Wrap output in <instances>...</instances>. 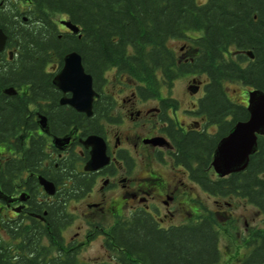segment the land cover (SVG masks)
<instances>
[{
	"label": "trees",
	"instance_id": "16d2710c",
	"mask_svg": "<svg viewBox=\"0 0 264 264\" xmlns=\"http://www.w3.org/2000/svg\"><path fill=\"white\" fill-rule=\"evenodd\" d=\"M26 1L27 22L4 25L12 34L8 42L17 50L0 67V85L17 92L0 94V145H11L22 156L1 165L3 191L11 174L42 157V142L30 139L22 147V137L33 128L34 105H57L58 93L46 66L61 61L68 51L80 54L96 90L110 68L137 81L142 94L159 93L163 80L204 75L207 98L202 100V109L207 102L209 109L214 105L218 118L230 114L233 122L245 120L248 111L242 103L227 98V82L264 92V0ZM55 14L77 25L78 33L58 31ZM8 19L13 21V16ZM187 31L201 32L185 37L197 53L192 61L179 62L167 41ZM248 51L252 58L245 54ZM213 189L221 195H238L262 213L261 225L251 228L244 238L248 250L238 264H264V135L257 137V148L246 168L217 180ZM57 222L50 225L51 230L16 225L17 221L5 219L0 212V264H87L80 263L74 253L60 251ZM218 238L217 227L208 216L168 231L156 230L145 216H134L110 229L107 249L111 260L100 264H212L219 256Z\"/></svg>",
	"mask_w": 264,
	"mask_h": 264
},
{
	"label": "flooded vegetation",
	"instance_id": "af4514ba",
	"mask_svg": "<svg viewBox=\"0 0 264 264\" xmlns=\"http://www.w3.org/2000/svg\"><path fill=\"white\" fill-rule=\"evenodd\" d=\"M27 5L26 0H0V32L5 37L0 48L1 68L17 50L8 42L12 34L6 32L4 25L9 21L14 27L15 23L23 26L28 20L25 15ZM9 15L13 16L14 22L8 19ZM60 15L63 17L55 21L57 30L70 33L61 22L67 20L66 17ZM200 33L187 31L183 37L171 39L188 40L185 37H197ZM187 43L191 53L182 58L175 54L179 62L192 61L197 53L189 40ZM64 55L61 61L46 66L58 93L57 105L49 107L43 102L34 105L33 128L22 137V147L28 146L30 139L40 140L42 157L6 180V190L1 191L10 200L0 199V212L5 219L17 221L16 225H38L49 230L51 224L59 221L61 252L74 253L77 257L83 247L86 250L92 242L98 241V246L108 252L105 255L110 261L111 251L107 249L109 232L123 219L142 215L160 231L201 221L205 217L201 211L199 218L185 220L180 217L188 199L199 206L196 200L199 195L194 194L196 190L211 198L212 212L227 213L224 206L232 207L228 198L239 196L217 194L213 188L217 180L227 178L232 172L220 176L212 162L219 141L236 122L244 120L233 122L231 115L226 113L218 118L214 105L209 109L207 102L205 108L208 110L202 109V100L207 98L203 92L206 79L197 80L196 74L182 75L190 78L184 86L186 93L178 97L171 93L175 80H163L159 93L142 94L138 91L139 83L126 75L118 80V89L109 91L105 78L99 90L93 87L98 95L93 98L91 113L87 114L60 103L62 98L71 96L69 92L57 89L52 82L62 67ZM125 79L129 81L124 82ZM5 88L0 85V94L7 95L3 93ZM247 88L244 101H238L244 106L247 105L248 92L252 90ZM1 148L0 167L3 163H11L9 158L22 156V152L15 151L11 145L4 144ZM91 159L96 167L90 169L87 167ZM42 180L52 183L53 193L45 190ZM73 203H78L79 207ZM80 208L85 211L87 225L85 228L82 224L77 225V230L67 237V229L77 216L75 211ZM196 211L197 207L191 210ZM93 214L103 217L107 224L99 226L91 221ZM100 257L94 258V262L77 260L87 264L107 261Z\"/></svg>",
	"mask_w": 264,
	"mask_h": 264
},
{
	"label": "rangeland",
	"instance_id": "374dc122",
	"mask_svg": "<svg viewBox=\"0 0 264 264\" xmlns=\"http://www.w3.org/2000/svg\"><path fill=\"white\" fill-rule=\"evenodd\" d=\"M198 2H203L204 0H197ZM63 16L60 14L53 15V19L55 21H58ZM191 35H196L197 32H189ZM186 41V42H184ZM188 40L185 39H169L167 41V45L169 48L173 49L175 54L178 56V58L186 57L191 53V48L189 47ZM183 44H186L184 47ZM228 52H232V49L229 48ZM227 52V53H228ZM186 54V56H184ZM116 73L112 69H108L105 72V78L107 83V90L116 88L118 89V80H121L123 75L126 74H119L116 75ZM128 78L129 76L126 75ZM187 78H190V76H178L174 78V88H172L171 93L177 95L178 97L182 96L186 93V90L184 88ZM195 78L197 80H204V75H196ZM130 79V78H129ZM127 80V81H126ZM131 80V79H130ZM128 79H125L124 82H128ZM193 85L196 84V82L192 83ZM112 85H115V87H112ZM248 88L246 86H243L238 83H232L227 82L225 84V90L227 95L230 98H233L234 101H244L246 98V90ZM2 145H0V153L2 152ZM7 152V150H5ZM195 195H199L196 200L199 203V206L194 204L191 199H188V203L185 205V211L181 212L180 217L184 218L185 220L199 218V212L203 213V216H208L212 221H214L215 226L217 227V230L219 232V238H218V248H219V257L218 260L214 264H238L240 259L243 257V255L246 252V246H245V240L244 238L248 235V231L255 227L261 225V221L263 218L262 213H260L254 206L247 203L246 201L242 200L240 197H234V198H228L232 202V207H225L224 209L227 211L226 214L223 213H215L212 212V208L214 207L213 203L211 202V198L206 197L203 192H200L196 190ZM73 206H78V203H73ZM79 207V206H78ZM197 207V211L191 212V210L195 209ZM76 212L75 220L71 224V226L67 229L68 237L72 233H74L77 229V225H83L85 228L84 222V213L85 211L83 209H78ZM94 217L97 218V221L94 220ZM109 219V217H107ZM91 221L97 222L99 226L107 224V221L103 217L97 216L93 214L90 217ZM105 253H108L106 250L100 248L98 246V241L92 242L90 246L87 247L85 250V247L82 248L80 253L78 254L77 258L78 260H81L85 262V260H91L90 262H94V258L97 256H101V259L109 260L108 256L105 255ZM90 256V259L88 258ZM96 256V257H95Z\"/></svg>",
	"mask_w": 264,
	"mask_h": 264
},
{
	"label": "water",
	"instance_id": "95a60500",
	"mask_svg": "<svg viewBox=\"0 0 264 264\" xmlns=\"http://www.w3.org/2000/svg\"><path fill=\"white\" fill-rule=\"evenodd\" d=\"M70 31L78 33L77 25L70 21H61ZM5 37L0 32V48ZM247 55L252 58L248 51ZM53 84L63 93L69 92V98H62L60 103L69 104L77 111L91 113L92 101L98 93L93 89L92 76L86 72L81 56L76 51L67 52L63 57L60 70L53 76ZM3 93L12 95L16 93L13 87H7ZM249 117L244 121L236 122L218 143L214 152L213 167L215 171L224 176L228 173L243 171L248 163L249 156L257 148V137L264 135V92L253 89L248 92L247 105L245 106ZM87 168H95L94 159L88 163ZM48 193H53L52 183L41 181ZM0 199L10 200L0 189Z\"/></svg>",
	"mask_w": 264,
	"mask_h": 264
}]
</instances>
